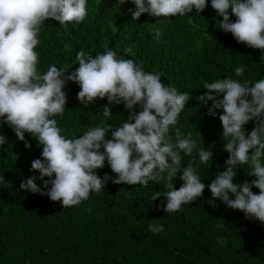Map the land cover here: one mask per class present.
<instances>
[{
  "label": "trees",
  "instance_id": "obj_1",
  "mask_svg": "<svg viewBox=\"0 0 264 264\" xmlns=\"http://www.w3.org/2000/svg\"><path fill=\"white\" fill-rule=\"evenodd\" d=\"M129 8L135 6L130 2L118 5L117 0H88V15L79 24L61 26L56 20H47L36 48L38 66L41 71L50 64L64 67L75 62L80 50L96 55L113 49L145 70L161 73L166 85L190 97L171 134L175 129L182 135L191 132L201 147L212 146L213 161L195 163L207 185L224 170L228 153L223 149L218 116L206 114L211 101L202 105L197 97L208 91L205 82L217 78L231 75L252 83L264 78L262 50L237 42L231 33L221 30L222 17L216 15L210 0L200 13L176 18L142 13L134 21ZM156 28L162 33L158 39L153 38ZM241 64L247 68L237 78L234 69ZM78 66L77 62L68 71ZM79 90L78 84L67 83L66 113L57 117L69 135L99 125L107 104L106 97L97 98L82 109ZM111 110L115 114L110 123L120 126L127 120L129 110L123 104L113 105ZM253 126L252 121L245 125L249 131ZM0 134L7 140L0 149V264H264V224L246 219L241 210L227 208L218 198L213 201L207 187L202 196L173 213L158 208L166 197L151 200L153 192L167 190L164 183L153 182L145 187L109 181L103 191L91 193L77 206L63 208L46 195L19 189L22 180L39 175L30 171L31 162L41 157L36 140L26 133L31 147H25L6 123H0ZM187 162L185 158L183 166ZM95 171L101 177L116 176L107 161ZM237 171L236 181L254 178L244 168ZM36 183L43 186L40 180ZM173 183L177 189L181 186L179 174ZM252 190L259 192L255 187ZM150 224H163L165 231L153 234L148 230ZM220 236L226 240L223 246L217 240Z\"/></svg>",
  "mask_w": 264,
  "mask_h": 264
},
{
  "label": "clouds",
  "instance_id": "obj_2",
  "mask_svg": "<svg viewBox=\"0 0 264 264\" xmlns=\"http://www.w3.org/2000/svg\"><path fill=\"white\" fill-rule=\"evenodd\" d=\"M117 2L135 6L128 9L134 21L142 13L184 17L200 13L208 4V0ZM210 2L216 15L222 17L218 27L231 33L237 42L262 50L264 57V0ZM87 4L88 0H0V123L9 125L25 147H31L25 138L27 133L42 150L30 169L39 175L22 180L19 189L46 195L67 208L79 205L91 193L103 191L109 181L145 187L149 182L164 183L167 190L153 192L151 200L166 197L158 208L173 213L202 196L207 187L213 201L218 198L227 208L241 210L246 219L264 224V78L252 83L228 75L226 79L205 82L203 87L208 91L197 99L202 105L211 101L206 114L218 116L223 149L228 153L224 170L206 185L195 163L213 161L212 146L201 147L191 132L182 135L175 129L171 134L190 97L166 85L161 73L149 72L113 49L96 55L80 50L71 64H79L73 71H68L71 65L56 64H50L46 71L40 70L36 48L42 26L50 19L61 26L79 24L88 15ZM232 16L234 20L230 19ZM161 34L156 28L153 38L158 39ZM246 68L245 64L236 66L235 77H243ZM69 81L80 87L77 99L82 109L94 104L97 98H107L102 122L80 135L67 134L57 120L66 113L64 89ZM119 104L129 112L127 120L117 126L110 123L115 114L111 109ZM250 121L254 123L251 131L245 127ZM111 129L114 130L109 138ZM6 143L5 135L0 134V149ZM185 158L188 162L183 166ZM106 161L115 177H101L95 171ZM239 168L254 178L236 181ZM177 174L183 181L178 189L173 183ZM37 180L43 182L42 187ZM253 187L259 192L254 193ZM148 230L159 234L165 226L150 224ZM217 240L221 246L226 243L222 236Z\"/></svg>",
  "mask_w": 264,
  "mask_h": 264
}]
</instances>
